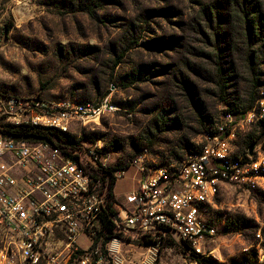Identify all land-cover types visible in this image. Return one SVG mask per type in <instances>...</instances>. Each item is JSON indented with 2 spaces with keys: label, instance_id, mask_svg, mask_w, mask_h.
<instances>
[{
  "label": "rangeland",
  "instance_id": "obj_1",
  "mask_svg": "<svg viewBox=\"0 0 264 264\" xmlns=\"http://www.w3.org/2000/svg\"><path fill=\"white\" fill-rule=\"evenodd\" d=\"M222 1L0 0V93L48 102L108 99L112 110L71 127L68 147L89 149L95 137L105 169L129 166L116 192L133 189L141 164L158 169L194 155L189 148L202 149L205 133L216 132L227 112L235 120L232 150L244 154L253 142L255 156H264V35L254 40L264 32V0H248L245 13L238 0ZM218 23L220 35H228L219 43ZM218 47L223 88L211 60ZM248 47L258 58L255 75ZM249 106L256 115L241 126ZM121 197L114 195L118 206ZM205 219L217 231L205 244L209 258L235 264L264 239V178L223 187ZM119 245L114 256L121 264H191L178 243L155 250L129 232Z\"/></svg>",
  "mask_w": 264,
  "mask_h": 264
},
{
  "label": "built area",
  "instance_id": "obj_2",
  "mask_svg": "<svg viewBox=\"0 0 264 264\" xmlns=\"http://www.w3.org/2000/svg\"><path fill=\"white\" fill-rule=\"evenodd\" d=\"M108 99L98 103L48 102L0 93V261L8 264H121L114 255L125 233L151 249L178 243L190 259L209 258L205 244L216 237L205 219V207L225 186H242L264 178V156L253 150L238 155L231 147L234 117L228 112L206 144L179 165L158 169L136 167L134 187L109 213L108 189L100 195L88 169L106 167L102 149L79 146L68 157L49 142L15 134L19 126L53 128L71 134L74 124H86L112 110ZM253 109V108H252ZM243 115L242 126L255 111ZM54 141L57 142L56 138ZM84 156V157H83ZM125 172L114 173L122 179ZM108 216L121 235L103 230ZM244 249L235 264H264V239ZM84 238L86 245L80 243ZM127 240H131L127 237ZM118 243L112 245V242ZM244 257V258H243ZM17 260V262L15 261Z\"/></svg>",
  "mask_w": 264,
  "mask_h": 264
},
{
  "label": "trees",
  "instance_id": "obj_3",
  "mask_svg": "<svg viewBox=\"0 0 264 264\" xmlns=\"http://www.w3.org/2000/svg\"><path fill=\"white\" fill-rule=\"evenodd\" d=\"M223 3H227L230 4L231 0H224L222 1ZM236 4L241 5L242 7H244V13L245 11L248 9V7L251 6V4H253V2H249L248 0H238L236 2ZM216 17L217 19H219L220 21L224 19V17H220L221 13L218 10V8H216ZM209 16V14L207 15ZM246 21V20H245ZM249 25V24H248ZM221 26L220 23L217 24V28L215 29L214 35L216 36L215 41L216 42H220V39L226 41L227 40V33H225L224 35H220V30ZM264 35V32H261V34H258V37L256 36V39H254L257 43L262 41V37ZM253 40V32L249 30V40ZM250 40V41H251ZM255 51L252 50V48L248 47V50H246V54H245V58L247 61V68L249 69V71L251 73H253L254 75L257 73V68H258V58L255 55ZM213 62V64L215 65V82L216 84H218L221 88H223L224 85V80H223V76H224V56H222V50L220 47H218L215 51V54L212 56L211 59ZM253 107L249 106V109L247 111H245L246 113L248 111H250ZM228 113V112H227ZM231 113V112H230ZM245 113V114H246ZM260 125H261V129L263 130V134H264V120L260 121ZM15 134L24 137V138H28L30 140H36V141H41V142H49L55 146H58L60 148H62L63 146H65L66 149H69L70 151H66L64 150V153L74 159L78 161V155L73 154L74 151H76V149L79 148V146H77L78 148L73 149L72 147H68L71 142H69V137L70 134H65L62 133L56 129L53 128H44V127H36V126H19L16 129H14L13 131ZM206 133L212 134L211 131H207ZM54 138H56L57 142L54 141ZM95 140L96 138L93 137L91 139H89L87 142H91L95 144ZM250 142V141H249ZM248 142V143H249ZM65 144V145H63ZM251 147H253V142L250 143ZM248 148L247 151L249 150H253L252 148ZM201 151V148H189V152L190 153H198ZM246 153V152H245ZM129 168L126 167L125 169H121L118 170V172H125L127 169ZM86 173H89L91 175V177L93 178V180L97 183V191L98 193L101 195L104 190L107 188L108 189V196L111 200L110 203H108V209H109V213L113 214L114 211H112V202L114 201V188L115 185L117 183L118 178L116 176H114V172H111L103 167H100V169H88L85 168L84 169ZM115 226L112 223V221L108 218V216H106L103 220V230L105 232H107V236L105 237V241L103 242L104 244L107 243L111 238L113 237H119L121 238L120 234H117L114 232ZM150 242L147 240H144V245L145 246H149ZM244 258V257H243ZM198 260V264H217L213 259L211 258H197Z\"/></svg>",
  "mask_w": 264,
  "mask_h": 264
},
{
  "label": "crops",
  "instance_id": "obj_4",
  "mask_svg": "<svg viewBox=\"0 0 264 264\" xmlns=\"http://www.w3.org/2000/svg\"><path fill=\"white\" fill-rule=\"evenodd\" d=\"M120 182V180L119 181H117V183H116V185H115V188H114V195H115V197L117 198V199H120V196H122L121 197V199L123 198V196L125 195V194H127L129 191H131V190H129L127 193H122V190L120 189L118 192H116V186L118 185V183ZM133 187H134V183H133ZM132 189V188H131ZM115 245H117V244H115Z\"/></svg>",
  "mask_w": 264,
  "mask_h": 264
},
{
  "label": "bare ground",
  "instance_id": "obj_5",
  "mask_svg": "<svg viewBox=\"0 0 264 264\" xmlns=\"http://www.w3.org/2000/svg\"><path fill=\"white\" fill-rule=\"evenodd\" d=\"M115 244H118V243H116L115 241L114 242H112V245L114 246ZM115 247V246H114Z\"/></svg>",
  "mask_w": 264,
  "mask_h": 264
}]
</instances>
